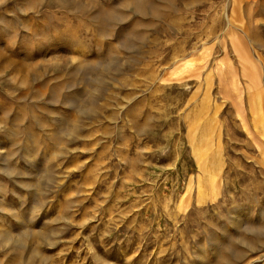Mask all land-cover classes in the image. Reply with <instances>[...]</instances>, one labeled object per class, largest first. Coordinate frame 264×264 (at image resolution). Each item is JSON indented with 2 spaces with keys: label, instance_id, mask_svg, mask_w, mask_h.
<instances>
[{
  "label": "rangeland",
  "instance_id": "1",
  "mask_svg": "<svg viewBox=\"0 0 264 264\" xmlns=\"http://www.w3.org/2000/svg\"><path fill=\"white\" fill-rule=\"evenodd\" d=\"M0 264H264V0H0Z\"/></svg>",
  "mask_w": 264,
  "mask_h": 264
}]
</instances>
